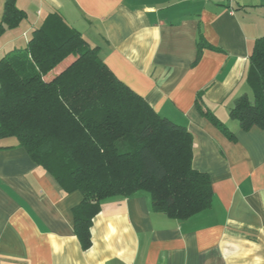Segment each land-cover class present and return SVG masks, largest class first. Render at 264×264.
<instances>
[{"label":"crops","instance_id":"obj_1","mask_svg":"<svg viewBox=\"0 0 264 264\" xmlns=\"http://www.w3.org/2000/svg\"><path fill=\"white\" fill-rule=\"evenodd\" d=\"M6 0H0V24ZM26 18L2 25L0 59L26 48L58 14L99 60L160 117L185 128L193 169L208 175L211 207L185 221L151 210L138 192L101 203L81 250L65 193L15 141L0 142V264H264V129L242 131L228 112L246 94L249 56L264 36V0H15ZM199 36L215 48L197 55ZM204 106L233 134L199 115ZM251 94V96H249ZM8 142V143H5Z\"/></svg>","mask_w":264,"mask_h":264},{"label":"trees","instance_id":"obj_2","mask_svg":"<svg viewBox=\"0 0 264 264\" xmlns=\"http://www.w3.org/2000/svg\"><path fill=\"white\" fill-rule=\"evenodd\" d=\"M14 2L4 3L0 32L26 18ZM26 45L0 59V142L13 139L63 192L81 194L71 209L81 250L90 248L91 221L108 199L143 192L154 214L178 221L211 207L209 177L191 166V134L117 80L79 32L51 14ZM203 49L215 48L199 36L193 64ZM248 62L252 98L240 96L228 112L242 131L264 129V36ZM202 101L198 94L199 115L232 140Z\"/></svg>","mask_w":264,"mask_h":264},{"label":"built area","instance_id":"obj_3","mask_svg":"<svg viewBox=\"0 0 264 264\" xmlns=\"http://www.w3.org/2000/svg\"><path fill=\"white\" fill-rule=\"evenodd\" d=\"M206 1H211V2H218L221 4H224L228 7V11L232 12V8H231V4L235 1V0H206Z\"/></svg>","mask_w":264,"mask_h":264},{"label":"rangeland","instance_id":"obj_4","mask_svg":"<svg viewBox=\"0 0 264 264\" xmlns=\"http://www.w3.org/2000/svg\"><path fill=\"white\" fill-rule=\"evenodd\" d=\"M249 96H251V94H249ZM9 141H13L12 139H10ZM5 143H8V142H5Z\"/></svg>","mask_w":264,"mask_h":264}]
</instances>
